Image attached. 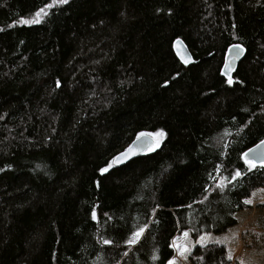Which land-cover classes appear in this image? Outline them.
<instances>
[{
	"label": "trees",
	"instance_id": "1",
	"mask_svg": "<svg viewBox=\"0 0 264 264\" xmlns=\"http://www.w3.org/2000/svg\"><path fill=\"white\" fill-rule=\"evenodd\" d=\"M48 4L0 0V264H168L176 233L235 226L264 187V166L243 160L264 140V0ZM157 131L158 148L113 165ZM229 256L212 243L189 258Z\"/></svg>",
	"mask_w": 264,
	"mask_h": 264
},
{
	"label": "rangeland",
	"instance_id": "2",
	"mask_svg": "<svg viewBox=\"0 0 264 264\" xmlns=\"http://www.w3.org/2000/svg\"><path fill=\"white\" fill-rule=\"evenodd\" d=\"M162 142V137H155ZM158 146V147H159ZM155 147V148H158ZM152 149V150H153ZM251 203L249 208L236 214L237 224L223 234L204 233L197 239H194L190 230H183L176 233L172 240V246L175 254L171 260H176V264H191L190 255L196 246H205L208 244H224L232 260V263L239 264H264V187L254 191L252 196L247 199ZM187 232V238L184 233ZM204 237L202 243H198ZM133 239V236L130 240ZM176 246H183L189 251L186 259H182L177 252Z\"/></svg>",
	"mask_w": 264,
	"mask_h": 264
},
{
	"label": "water",
	"instance_id": "3",
	"mask_svg": "<svg viewBox=\"0 0 264 264\" xmlns=\"http://www.w3.org/2000/svg\"><path fill=\"white\" fill-rule=\"evenodd\" d=\"M239 45V48L235 47ZM173 48L176 56L178 57L179 61L184 65H190L194 63L195 59L194 56L183 41V39L178 38L173 43ZM246 54V49L241 44H233L231 45L225 55L224 63L222 66V75L225 76L228 80L233 77V74L237 70L240 62L243 60ZM225 69L227 71L225 72ZM155 138L152 135H139L136 137L128 146H126L122 151L118 152L113 158V165L114 166H121L126 164L127 162L135 159L137 156L142 155L150 149H152L155 145ZM260 142L249 148L244 152L248 153L247 159L255 161L256 165H261V161L264 160V146L257 147ZM129 148H132V152L128 153L127 155H122L127 152ZM251 149V152L249 151ZM243 154V160L245 161V155ZM118 158V159H117Z\"/></svg>",
	"mask_w": 264,
	"mask_h": 264
},
{
	"label": "snow or ice",
	"instance_id": "4",
	"mask_svg": "<svg viewBox=\"0 0 264 264\" xmlns=\"http://www.w3.org/2000/svg\"><path fill=\"white\" fill-rule=\"evenodd\" d=\"M66 3H68V0H53V4H48V5H46L45 7L50 8V7H53L54 4H66ZM44 11H45L44 8H41V9H39V10L37 11V13L35 14L36 19H31V20L25 19V20H21L20 22H21V23H24V24L38 23V22H39V17H40L42 14H44ZM235 47L239 48V45H236ZM226 71H227V69H225V72H226ZM228 83L231 84V83H232V80L229 79ZM144 135H152V136H155V137H158V138H159V137H163V136H164V132H163V131H157L156 133H153V134H145V133H141V136H144ZM158 146H159V141L157 140V141H155V147H158ZM261 146H264V140H261V141H260V144L257 145L258 148L261 147ZM150 150H152V149H150ZM249 151L251 152V149H250ZM131 152H132V148H129V149L127 150V152L124 153V154H122V155H127L128 153H131ZM244 155H245V163L248 164L249 167H251V168L256 167V163H255V161L247 159L248 153H245ZM117 159H118V158H117ZM261 165L264 166V160L261 161ZM107 170H108L107 168H102L100 171L103 173V172H106ZM235 175H236V176H239L240 173L237 172ZM244 203H245V204H250L251 201H250V200H245ZM93 219H95V213H93ZM142 232H143V229L141 228L138 232L134 233V234H133V239L130 240V241H128V243H134L135 240H136L137 238H139V236H140V234H141ZM183 235H184L185 238H187L188 233L185 232ZM204 239H205L204 237H201V240L198 241V243H202ZM105 243L107 244V243H110V242L106 240ZM176 248H177L178 255H179L182 259H186V258H187V257H186V254H187V252L189 251V249H187V248H185V247H183V246H176ZM228 259H231V257L229 256ZM168 264H176V260H174V259H173V260H169V261H168Z\"/></svg>",
	"mask_w": 264,
	"mask_h": 264
},
{
	"label": "bare ground",
	"instance_id": "5",
	"mask_svg": "<svg viewBox=\"0 0 264 264\" xmlns=\"http://www.w3.org/2000/svg\"><path fill=\"white\" fill-rule=\"evenodd\" d=\"M154 146H155V145H154ZM153 148H154V147H153ZM153 148H152V149H153ZM155 149H156V148H155ZM153 150H154V149H153ZM150 151H151V150H150ZM148 152H149V151H148ZM146 153H147V152H146ZM144 154H145V153H144ZM137 240H138V238L135 240V242H136Z\"/></svg>",
	"mask_w": 264,
	"mask_h": 264
}]
</instances>
